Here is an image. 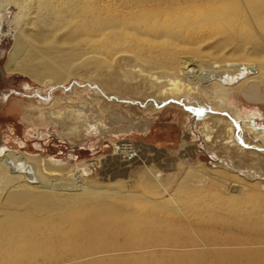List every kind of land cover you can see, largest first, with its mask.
Here are the masks:
<instances>
[{"label": "rangeland", "instance_id": "1", "mask_svg": "<svg viewBox=\"0 0 264 264\" xmlns=\"http://www.w3.org/2000/svg\"><path fill=\"white\" fill-rule=\"evenodd\" d=\"M19 17L13 4L0 11V97L7 96L0 99V156L16 152L64 182L76 176L125 192L126 221L196 245L179 255L263 249L236 241L251 235L253 221L264 222L263 81H244L225 99L188 83L178 97H163L165 74L153 88L138 65L123 61L130 54H117L98 67L76 56L66 81L38 83L4 69Z\"/></svg>", "mask_w": 264, "mask_h": 264}, {"label": "bare ground", "instance_id": "2", "mask_svg": "<svg viewBox=\"0 0 264 264\" xmlns=\"http://www.w3.org/2000/svg\"><path fill=\"white\" fill-rule=\"evenodd\" d=\"M9 4L19 10L20 26L4 69L38 83L66 81L71 59L98 67L117 54H130L123 61L138 65L153 88L165 74L163 97H178L188 83L225 99L244 81L264 82V0H0V11ZM55 176L19 153L0 156V264H264L263 220L236 240L263 249L179 255L196 245L126 221L125 192Z\"/></svg>", "mask_w": 264, "mask_h": 264}, {"label": "flooded vegetation", "instance_id": "3", "mask_svg": "<svg viewBox=\"0 0 264 264\" xmlns=\"http://www.w3.org/2000/svg\"><path fill=\"white\" fill-rule=\"evenodd\" d=\"M5 96H6V95H4V96H1V97H0V99H1V100H3V97H5ZM6 97H7V96H6Z\"/></svg>", "mask_w": 264, "mask_h": 264}, {"label": "built area", "instance_id": "4", "mask_svg": "<svg viewBox=\"0 0 264 264\" xmlns=\"http://www.w3.org/2000/svg\"><path fill=\"white\" fill-rule=\"evenodd\" d=\"M130 157V156H129Z\"/></svg>", "mask_w": 264, "mask_h": 264}]
</instances>
